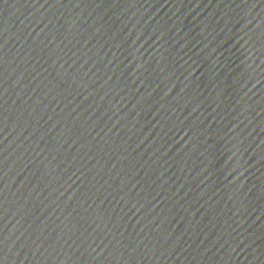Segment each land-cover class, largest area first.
Instances as JSON below:
<instances>
[{"label": "water", "instance_id": "95a60500", "mask_svg": "<svg viewBox=\"0 0 264 264\" xmlns=\"http://www.w3.org/2000/svg\"><path fill=\"white\" fill-rule=\"evenodd\" d=\"M0 264H264V0H0Z\"/></svg>", "mask_w": 264, "mask_h": 264}]
</instances>
